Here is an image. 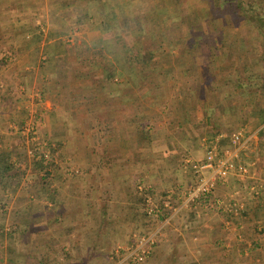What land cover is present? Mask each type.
<instances>
[{
    "label": "rangeland",
    "instance_id": "obj_1",
    "mask_svg": "<svg viewBox=\"0 0 264 264\" xmlns=\"http://www.w3.org/2000/svg\"><path fill=\"white\" fill-rule=\"evenodd\" d=\"M46 1H0V192L25 193L27 205L40 208L46 204L36 193L53 195L57 190L54 171L61 169V158L57 156L60 145L52 141L56 137L46 134L49 131L46 110L52 106L47 104V99L51 100L53 94L51 91L45 94V88L55 91L57 86L52 78L57 77L58 68L80 62L94 71L90 72V79L96 86L95 91L105 90L114 95L123 88L131 94L134 88L126 80L137 78V68L132 70L131 66L140 63L141 75L158 77L159 90L154 91L157 97L142 119L137 120V136L119 137L115 151L111 152L104 150L112 144L100 141L101 146L93 157L95 161L100 159L99 167L94 169L96 173L88 170L96 179L92 188H96V200L92 201L96 213L91 218L95 231L100 233L98 237L112 244L109 256L113 264L117 247H129L140 236H153L152 250L139 263L151 264L160 234H167L171 242L183 241V236L174 228L191 223L200 227L208 213L218 217L224 237L241 236V226L245 237L250 238L254 233L262 235L257 231L264 230V222L256 226L253 223L264 217L261 212L259 218L253 204L260 199L261 188L247 184L249 169L244 165L253 159L255 151L264 147V132L258 136L259 143L256 140L246 148V137L241 136L242 145L235 164L237 169L246 167L245 173L236 172L226 181L216 183L208 198L191 200L189 190L195 181L191 163L206 156L199 139L210 133L205 137L212 141L208 150L222 156L234 147L231 136L237 130L236 120L220 119L221 112L212 104L206 105V111L199 102L183 103L179 97L173 104L170 97L173 90L184 96L182 90L188 93L192 85L195 99L198 95L201 99L204 92L197 81H204L199 73L202 63L209 67L208 78L217 80L222 65H226L229 72L234 67L236 78L248 79L251 87L264 80V0H243V10L215 15L209 10L210 0ZM110 17L113 19L107 24ZM96 32L102 38H93ZM124 53L128 54V69L119 65ZM191 73L194 80L185 89L186 74ZM227 77L234 79L231 74ZM95 82L104 83L98 88ZM254 90L253 87L246 92ZM208 97H203V101L212 102L211 94ZM205 113L211 117L210 125L202 128L203 122L192 121L191 117L199 116L200 121ZM237 117L242 118L243 114ZM238 121L247 125L246 120ZM55 131L58 134L61 127ZM85 138L83 145L93 144L91 138ZM138 152L144 164L154 162L159 166L153 168L152 181V172L144 169L139 176L132 169L130 177L135 178L132 183L128 181L124 194L127 200L119 201L114 186L109 180V183L103 180L113 175L127 177L130 173L125 169H108L106 164L120 159L133 162ZM66 169L69 175H88L85 169L84 172L74 169L73 173ZM82 186L86 188L87 184ZM218 188L221 194H216ZM241 190L244 195L240 198ZM25 202L18 200L17 205ZM0 208L3 209L1 203ZM227 228H233L234 232L229 233ZM188 250L172 245L170 255L184 257ZM242 250L245 256L251 254L250 250Z\"/></svg>",
    "mask_w": 264,
    "mask_h": 264
},
{
    "label": "crops",
    "instance_id": "obj_2",
    "mask_svg": "<svg viewBox=\"0 0 264 264\" xmlns=\"http://www.w3.org/2000/svg\"><path fill=\"white\" fill-rule=\"evenodd\" d=\"M61 1L51 0L52 3ZM8 8L10 7L8 6ZM100 34V32H96L92 36L93 38H102ZM127 56L128 54L124 53L123 62L119 64L125 69H128L129 65ZM140 65L142 64L138 65L137 63L136 67L131 66L132 70L137 68V78L126 80V84L131 83L130 86L134 88V91L127 94L121 88L123 92L120 91L114 95L105 93V90L103 92L95 91L96 86H93L94 82L90 79V72L94 71H90L80 62L62 65L57 69V77L52 78H55L54 83L57 86L55 91L48 86L45 88V94L50 91L53 94L51 100L47 99V104L52 106L46 110V126H49V131L46 134L56 137L52 141L60 145L57 148V156L61 158L59 162L61 169L54 171L57 190L55 189L53 195L34 191L37 195H41V202L46 204V207L40 208L27 205L25 201L28 195L25 193L12 195L8 192H0V203L3 205V209L0 208V264H113L109 256L113 248L112 244L110 241L98 237L100 233L95 231L91 218V214L96 213L94 205L92 206L96 189L92 188H94L96 179L94 180L95 174H88V170H92L90 173H96L94 169L99 167L100 159L95 161L93 157H96V150L99 145L101 146L100 141H103V144L111 143L113 146L104 150L111 152L115 151L119 137L131 134L134 137L137 136L136 123L142 119L143 113L148 110L157 97L154 91L159 90L158 77L154 79L155 76L150 78L148 75H141ZM202 65L203 63L199 66V73L204 81H197L198 87H202L204 92L201 99L200 95L195 99L192 93L191 82L194 78L191 73L190 76L186 74L187 83L184 84L185 89L186 86L191 85L187 90L188 93L186 90H182L185 94L182 96V94H175V90H173L171 97L169 96L170 102L173 99L174 104L180 97L183 103L184 101H190L191 104L193 102L201 103L203 109H206V105L212 104L221 112L220 119L231 118L232 121H237L234 122L237 126L234 133L237 132L236 134L239 133L242 137H246L245 148L256 140L259 143L258 136L264 132V80L253 86L255 90L249 93L246 91L253 87L249 85L248 79L242 81L236 78L237 72L234 71V67L229 72L226 65H222V71L216 80L208 78V75H211L209 67L206 64L203 67ZM114 66L115 64H113ZM96 69L98 70V66ZM138 74L141 75L140 78L137 76ZM230 74L234 76L233 80H229L227 77ZM247 74L249 76L250 72L248 71ZM225 82H227L226 85ZM103 83L95 82L96 85L98 84V88ZM208 94H211L212 102L203 101V97H208ZM239 113L243 114L242 118L237 117ZM205 115L200 117V121L198 120L199 116H193L191 119L197 123L203 122L201 127L207 128L206 125H210L208 121L211 117L207 113ZM242 119L247 121L246 126L238 121ZM57 127H61L58 134L55 133ZM208 135L210 133L206 134V136ZM62 137H66L67 140L64 141ZM85 137H89V140L91 138L93 144L88 147L83 145L82 139H86ZM205 137L199 139V146L206 155L212 141L206 140ZM255 155L244 166H248L249 169L246 178L247 184L261 188L260 199L253 203L258 210L256 214L260 218L261 212L264 213V147L255 151ZM130 160H109L110 163H105L108 169H125L130 173L129 175L127 173V177L124 176L125 174L123 176L113 175L107 180H103V183L110 181L114 186V192L118 194L119 201L127 200L124 194L128 190L129 182L132 183L135 178L130 177L132 169H135L139 176L142 172L144 173V169L152 172L150 174L152 181L153 168L159 166L154 162L144 164L140 159V152L137 153L135 160H132L133 162ZM66 168H69L68 171L70 170L72 173L74 169L78 171L80 169L82 172L85 169L88 175L77 176L75 173L69 175L65 173ZM204 172L208 173L207 170ZM82 184H87L86 188H83ZM89 191H91L90 194H88ZM242 191L240 198L244 195ZM219 193L221 194L222 191L218 188L216 194ZM23 199L25 203L17 205V201ZM212 204L209 205L213 206ZM209 215L208 213L205 215L206 217L202 218L206 222L202 223L200 227L192 226L193 223H191L184 224L183 228H174L183 236V241L171 242L165 233L156 236L158 244L154 249L155 255L153 254L151 264H173L174 262L175 264H264V230L259 228L260 231H256L261 232L262 235L254 233L248 238L244 236V226H241V236L227 234L224 237L225 234L221 232L218 217L215 214L210 217ZM261 219V221H253V223L255 222L254 226L256 223L264 222V217ZM227 231L233 233L234 229L227 228ZM172 245H177L178 248H187V250L191 248V250H188V255L184 257H173L170 255ZM242 249L250 250L251 254L247 253L249 256H245ZM252 256H256L257 259Z\"/></svg>",
    "mask_w": 264,
    "mask_h": 264
},
{
    "label": "built area",
    "instance_id": "obj_3",
    "mask_svg": "<svg viewBox=\"0 0 264 264\" xmlns=\"http://www.w3.org/2000/svg\"><path fill=\"white\" fill-rule=\"evenodd\" d=\"M231 137V141L234 144L233 149L225 151L222 156L209 149L204 159L191 163L195 178L194 185L189 190L191 200L208 198L216 183L226 181L236 172L240 174L246 172V167L237 169L235 164L242 145L241 135L238 133L233 134ZM205 170L208 173L204 174ZM154 242L153 236H140L129 247H117L114 250V257L116 256L114 264L141 263L149 255ZM120 252H123L122 256L118 257Z\"/></svg>",
    "mask_w": 264,
    "mask_h": 264
},
{
    "label": "trees",
    "instance_id": "obj_4",
    "mask_svg": "<svg viewBox=\"0 0 264 264\" xmlns=\"http://www.w3.org/2000/svg\"><path fill=\"white\" fill-rule=\"evenodd\" d=\"M215 2H217L218 4H216ZM243 6V0H210L209 2V10L213 15H215L217 12L228 13L241 11L243 10ZM252 16H255V13H253ZM112 19V17L108 18L107 24L108 22H111ZM104 24L106 25V21H104Z\"/></svg>",
    "mask_w": 264,
    "mask_h": 264
}]
</instances>
